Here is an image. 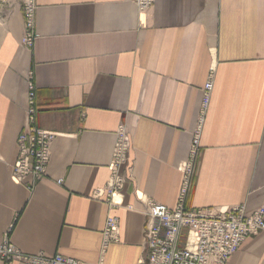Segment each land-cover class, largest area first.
I'll return each mask as SVG.
<instances>
[{
    "label": "crops",
    "instance_id": "0c3cea01",
    "mask_svg": "<svg viewBox=\"0 0 264 264\" xmlns=\"http://www.w3.org/2000/svg\"><path fill=\"white\" fill-rule=\"evenodd\" d=\"M0 19V242L29 254L100 259L109 216L119 242L103 264H140L147 201L173 209L202 90H213L187 208L250 214L264 206V0H36L31 49L21 46L16 7ZM37 126L59 134L47 177L14 183L16 139L25 125L27 76ZM131 139L130 181L113 203L95 197L109 182L115 131ZM62 180L61 184L57 181ZM0 264H22L18 262ZM226 264H264V232Z\"/></svg>",
    "mask_w": 264,
    "mask_h": 264
},
{
    "label": "built area",
    "instance_id": "2783aa9c",
    "mask_svg": "<svg viewBox=\"0 0 264 264\" xmlns=\"http://www.w3.org/2000/svg\"><path fill=\"white\" fill-rule=\"evenodd\" d=\"M138 11L150 9L155 0H129ZM18 8L23 17L20 44L31 49L37 39L35 33L36 0H0V19L4 11ZM27 97L25 125L16 139V158L11 167L14 183L32 190L47 177L51 160V145L59 135L37 126L36 87L32 73L26 79ZM213 90V74L210 73L202 90L196 124L192 132L188 157L179 165L181 182L177 203L173 209L153 201H147L143 230L145 259L140 264H226L250 236L264 232V206L246 213L244 205L230 209L187 208L186 200L191 190L200 151V138ZM132 149L130 135L125 125L115 131V141L108 165L109 182L105 189L97 190L95 197L104 198L110 204L130 181L132 165L129 153ZM62 180L57 181L61 184ZM119 242V221L109 216L102 231L100 259L109 245ZM0 262L22 264H87L62 255L47 257L29 254L18 249L9 233L0 242Z\"/></svg>",
    "mask_w": 264,
    "mask_h": 264
}]
</instances>
